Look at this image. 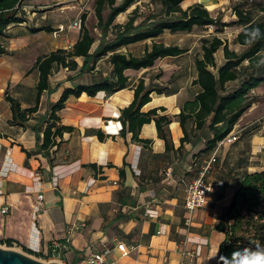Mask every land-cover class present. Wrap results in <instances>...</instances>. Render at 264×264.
<instances>
[{"label":"crops","instance_id":"0c3cea01","mask_svg":"<svg viewBox=\"0 0 264 264\" xmlns=\"http://www.w3.org/2000/svg\"><path fill=\"white\" fill-rule=\"evenodd\" d=\"M71 2H28L24 7L26 21L9 26L1 39L6 53L0 56V245H7L5 239H13L11 247L26 246L44 261L49 260L50 248L55 245L52 260L61 264H84L92 253L106 248L111 250L107 261L115 264H219V247L225 236L216 226L244 175L264 170L263 166L257 167L264 163V83L250 92L256 101L235 125V143L226 142L219 150L218 162L209 177L215 184L209 206L196 210L188 224L185 187L196 176V162L207 154L202 151L210 139L205 130L196 131L190 122V141L181 147L184 131L179 114L184 104L200 92L194 81L195 61L201 54L194 53L193 47L178 45L188 51L160 59L152 68L127 70L130 86L113 95L105 91L95 97L86 93L80 97L70 95L58 113V124L72 130L65 132L58 139L59 145L49 153L41 151L38 138L44 136L52 107L66 89L109 76L112 67L108 56L84 75L79 73L84 64L81 57L76 58L77 71L54 70L49 78L50 89L40 97L38 112L24 125L13 122L8 97L18 101L22 109L38 103L39 73L34 69L37 60L60 48L71 49L79 39L80 29L72 24L81 21L82 0ZM195 3L206 6L198 0H186L182 6L186 9ZM245 9L253 11L254 19L261 14L253 7ZM87 15L88 22L91 13ZM236 20L232 12L228 22ZM60 26L65 30L57 33ZM46 27L52 31L43 29ZM242 29L243 26L227 27L218 36L229 40L232 49L243 50L233 44ZM168 33L157 40L162 41ZM99 38L91 53L98 47ZM146 44L151 45L152 40L122 51L134 52L133 47L142 46L136 53L140 54ZM261 54L264 56V52ZM216 59L219 65L224 63L223 50L216 53ZM141 80L147 87L163 92H153L151 101L141 111L157 109L160 116L171 118L166 127L173 143L171 150L159 137L155 121L141 128L139 138L150 141L143 143L133 140V133L121 120L122 111L133 102L134 90ZM114 114L120 115L124 125L118 135L105 129L109 120L118 121L113 119ZM223 169L231 172L230 181L220 173ZM40 193L44 200L35 218ZM4 206L11 208L5 215L1 213ZM121 241L137 248L122 257L117 249Z\"/></svg>","mask_w":264,"mask_h":264},{"label":"trees","instance_id":"16d2710c","mask_svg":"<svg viewBox=\"0 0 264 264\" xmlns=\"http://www.w3.org/2000/svg\"><path fill=\"white\" fill-rule=\"evenodd\" d=\"M30 1L32 0H0V56L6 53L1 39L9 26L26 21L24 7ZM184 1L186 0H154L160 5L159 10H154L140 22L138 20L142 15L140 6L137 5L125 23H117L118 16L126 13L138 0H96L94 12L97 24L94 29L101 32V37L88 26V15L84 13L81 17L80 36L75 45L71 49H57L37 60L34 68L39 73L37 105L22 109L18 101L8 97L14 113L13 122L24 125L38 112L40 97L44 91L50 89L49 78L54 70L68 68L77 71L79 65L76 58L81 57L84 64L79 73L84 75L94 71L97 63L108 56L112 67L109 76L66 89L58 103L52 107L44 136L38 138L41 151L49 153L59 145L58 139L62 138L65 132L72 130L71 127L58 124L61 122L58 113L65 107L70 95L80 97L86 93L95 97L101 91L113 95L126 89L130 86L129 77L125 74L127 70L152 68L160 59L178 57L188 51L178 45H167L157 40L165 32L191 33L195 28L213 26L215 34L201 39V55L195 61L197 78L194 84L200 87V92L193 100L184 104L178 117L184 131L181 147L190 141L187 126L193 122L196 131L205 130L210 135L206 148L202 151L207 154L198 161L211 155L219 142L233 132L235 125L256 101L250 96V92L264 83V56L261 54L264 52V2H261L262 7L258 9L261 10L258 19H254L253 11L246 10L247 7L236 5L232 9L237 20L224 22L221 15L214 17L212 11L202 3L183 8ZM234 26H243L233 41V44L244 48L241 52L232 49L229 40L218 36L227 27ZM43 29L52 31L49 27ZM98 38L99 45L91 53ZM148 40H152V44H146L143 53L122 51L124 47ZM219 50H223L222 65H219L216 59ZM245 62H248V65H245ZM134 92L133 102L121 114L124 125L133 133V140L150 143L149 140L140 139L139 134L144 124L155 121L159 137L165 141L167 150H171L173 143L169 131L166 130L171 124V118L160 116L157 109L147 113L141 111L151 101L153 92H163L147 87L144 80L139 82ZM28 155L30 156L29 153ZM216 230L225 236L219 247V264H243L246 251L264 253V170L244 175ZM4 242L10 247L14 244V240L10 238ZM20 246L26 253L34 255L26 246ZM52 248L53 246L50 248V255H53Z\"/></svg>","mask_w":264,"mask_h":264},{"label":"built area","instance_id":"2783aa9c","mask_svg":"<svg viewBox=\"0 0 264 264\" xmlns=\"http://www.w3.org/2000/svg\"><path fill=\"white\" fill-rule=\"evenodd\" d=\"M264 2V0H261ZM81 21H75L72 24L73 28L81 29ZM209 28H213V26H209ZM65 30L63 26H60L58 28L57 33H62ZM56 33V34H57ZM118 120L116 123H113V120H109L107 122V126L105 127L106 131L113 134H120V132L123 130V125L120 121V115L114 114V118ZM236 133H231L226 139L219 142L218 146L215 148L213 153L200 161L196 162L197 166V172L196 176L191 180L189 183L186 184L185 187V200H184V208L189 214V217L187 218L188 224L191 223L192 216L196 210L203 209L209 206L210 204V196L214 192L215 184L209 181V177L212 174L217 161H218V154L220 148L226 143H232L235 140ZM39 180L40 178L37 177ZM222 185L223 183H217V185ZM44 200V194L40 193L38 196V202L37 205L34 208V217L36 218L41 209L42 204ZM10 206H4L1 208L2 214H8L10 212ZM137 246H127L125 242H118L117 249L121 252L122 257L128 256L133 250H135ZM56 246L54 245L52 248V252L55 253ZM111 253V250L109 248L104 249L101 252H95L92 253L84 264H115V263H109L107 261V258L109 257ZM198 253V251H197ZM189 255V254H187ZM53 255H49V260H46L45 262H51Z\"/></svg>","mask_w":264,"mask_h":264},{"label":"rangeland","instance_id":"374dc122","mask_svg":"<svg viewBox=\"0 0 264 264\" xmlns=\"http://www.w3.org/2000/svg\"><path fill=\"white\" fill-rule=\"evenodd\" d=\"M75 0H73V2L71 3H75ZM95 1L96 0H82L81 3V7L84 10V12L82 13V15L87 12L91 13V17L89 19V21L87 22L88 26L93 30V32L98 35V29H94V27L97 24V18L95 16L94 13V9H95ZM197 1V0H194ZM199 2H204L206 4V6L208 7L209 10L212 11L213 16L217 17L218 15H221L223 17L224 21H229L230 20V16L232 15L233 12V7L236 5H240L242 7H254L255 9H259L262 7V1L261 0H198ZM140 6V13L142 15V18H140L138 20V22H140L143 17L148 16L150 13H152L154 10H159L160 5L158 3H155L154 0H138V2L131 7L125 14H130L132 12V10L136 7V6ZM68 10H74L73 8H69ZM106 14V12H105ZM125 14H121L117 19V22L120 21H127L128 17H125ZM226 31V29L224 30ZM215 34V28H202V29H198L195 28L191 33H177V34H166L164 36V38H162V42L166 43L167 45H180L183 47H193L194 48V53H197V55L201 54V39L203 37H208V36H213ZM235 48V47H234ZM238 48V47H236ZM132 50L135 53H139L142 50V46L141 47H133ZM242 50L239 49V52H241ZM106 64H105V68H106ZM235 143V141H234ZM244 148L248 149V144L244 143ZM264 162V161H263ZM254 164H261V162L259 161H254ZM264 167V163H262L261 166H257V167ZM221 174H223L224 176L227 177V179L230 181L232 174L231 172L227 171L226 169H223V171H220ZM1 248L4 249H13V250H17L20 251L22 253H25L27 255H30L33 258H36L40 261H44L41 260L39 258H37L34 255L28 254L25 251H23V249L21 248H15V247H10L8 245H0Z\"/></svg>","mask_w":264,"mask_h":264},{"label":"water","instance_id":"95a60500","mask_svg":"<svg viewBox=\"0 0 264 264\" xmlns=\"http://www.w3.org/2000/svg\"><path fill=\"white\" fill-rule=\"evenodd\" d=\"M0 264H61L57 261L45 262L13 249L0 247Z\"/></svg>","mask_w":264,"mask_h":264},{"label":"clouds","instance_id":"9594fccd","mask_svg":"<svg viewBox=\"0 0 264 264\" xmlns=\"http://www.w3.org/2000/svg\"><path fill=\"white\" fill-rule=\"evenodd\" d=\"M243 264H264V253L252 252L245 254Z\"/></svg>","mask_w":264,"mask_h":264},{"label":"bare ground","instance_id":"6f19581e","mask_svg":"<svg viewBox=\"0 0 264 264\" xmlns=\"http://www.w3.org/2000/svg\"><path fill=\"white\" fill-rule=\"evenodd\" d=\"M193 1V0H192ZM188 3H185V5H187Z\"/></svg>","mask_w":264,"mask_h":264}]
</instances>
